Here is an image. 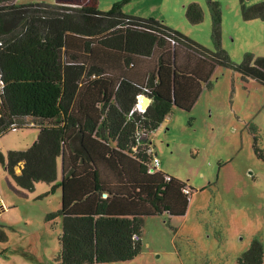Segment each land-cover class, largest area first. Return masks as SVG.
<instances>
[{
    "label": "trees",
    "instance_id": "trees-1",
    "mask_svg": "<svg viewBox=\"0 0 264 264\" xmlns=\"http://www.w3.org/2000/svg\"><path fill=\"white\" fill-rule=\"evenodd\" d=\"M98 1L0 0V135L38 129L27 148L0 151V163L19 193L39 181L60 187V208L46 214L62 220L58 264L131 260L142 248L145 217L184 215L193 188L151 170L150 131L172 107L190 110L216 65L264 84V57L246 52L233 62L222 48L218 2L209 1L208 49L159 19L124 13L127 0L108 10ZM241 13L264 19V1L242 3ZM202 15L198 3L188 5L189 21ZM140 94L150 98L143 111L135 108ZM249 125L262 157L257 127ZM6 240L0 226V242ZM262 263L254 237L235 264Z\"/></svg>",
    "mask_w": 264,
    "mask_h": 264
},
{
    "label": "rangeland",
    "instance_id": "rangeland-1",
    "mask_svg": "<svg viewBox=\"0 0 264 264\" xmlns=\"http://www.w3.org/2000/svg\"><path fill=\"white\" fill-rule=\"evenodd\" d=\"M19 3L54 0H16ZM101 1V2H100ZM99 0L108 10L114 2ZM210 0H127L126 14L154 17L213 49ZM220 9L221 46L233 62L244 53L264 57V19H245L241 4L264 0H213ZM192 2L203 15L195 23L186 17ZM210 84L190 110L172 107L149 133V146L160 160L159 169L193 188L184 215L163 212L147 216L142 227V248L131 260L83 264H235L252 238L263 246L264 264V84L229 67L216 65ZM24 125L32 118H23ZM257 127V148L250 125ZM38 129L22 127L0 135V151L30 146ZM16 171L18 169L16 168ZM0 163V226L7 240L0 242V264H58L61 217L46 219L60 208V189L35 183L19 193L7 180Z\"/></svg>",
    "mask_w": 264,
    "mask_h": 264
},
{
    "label": "built area",
    "instance_id": "built-area-1",
    "mask_svg": "<svg viewBox=\"0 0 264 264\" xmlns=\"http://www.w3.org/2000/svg\"><path fill=\"white\" fill-rule=\"evenodd\" d=\"M171 42L174 44L175 42H174V40L173 39H171ZM144 96H147V95H145V94H140L139 96H138V100H137V103H136V106H135V108L136 109H138V110H140V111H143L146 107H143L142 106V104H141V100H142V97H144ZM150 99V98H149ZM159 165H160V160H159V158L157 157V156H153V158H152V163H151V170H153L154 168H158L159 167ZM166 179L167 180H169V179H171V176L170 175H166ZM185 192L186 193H189V188L188 187H185ZM132 238L134 239V240H139L140 239V235H139V233H134L133 234V236H132Z\"/></svg>",
    "mask_w": 264,
    "mask_h": 264
},
{
    "label": "water",
    "instance_id": "water-1",
    "mask_svg": "<svg viewBox=\"0 0 264 264\" xmlns=\"http://www.w3.org/2000/svg\"><path fill=\"white\" fill-rule=\"evenodd\" d=\"M149 102H150V99L148 96L142 97L141 104L143 107H146L149 104Z\"/></svg>",
    "mask_w": 264,
    "mask_h": 264
},
{
    "label": "crops",
    "instance_id": "crops-1",
    "mask_svg": "<svg viewBox=\"0 0 264 264\" xmlns=\"http://www.w3.org/2000/svg\"><path fill=\"white\" fill-rule=\"evenodd\" d=\"M113 1H115V0H113ZM101 2V1H100ZM17 169H18V171L17 172H19V168L17 167ZM161 170V169H160ZM169 174V173H168ZM169 175H171V174H169ZM7 177V176H6ZM7 180H9V178L7 177ZM59 180H60V178H59ZM59 189H60V187H58ZM4 209V203L2 202V200H1V198H0V211L1 210H3ZM143 237V233H142V236H141V238Z\"/></svg>",
    "mask_w": 264,
    "mask_h": 264
}]
</instances>
